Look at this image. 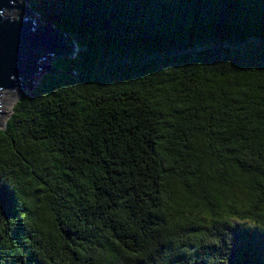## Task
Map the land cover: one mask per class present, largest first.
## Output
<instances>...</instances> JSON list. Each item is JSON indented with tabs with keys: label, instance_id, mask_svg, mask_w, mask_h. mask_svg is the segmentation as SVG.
Returning a JSON list of instances; mask_svg holds the SVG:
<instances>
[{
	"label": "trees",
	"instance_id": "obj_1",
	"mask_svg": "<svg viewBox=\"0 0 264 264\" xmlns=\"http://www.w3.org/2000/svg\"><path fill=\"white\" fill-rule=\"evenodd\" d=\"M26 3L75 52L0 129V264H264V0Z\"/></svg>",
	"mask_w": 264,
	"mask_h": 264
},
{
	"label": "water",
	"instance_id": "obj_2",
	"mask_svg": "<svg viewBox=\"0 0 264 264\" xmlns=\"http://www.w3.org/2000/svg\"><path fill=\"white\" fill-rule=\"evenodd\" d=\"M20 1L25 0H0V93L28 87L35 76L44 71L63 74L48 67L49 58H70L75 52L61 32L29 17L6 16L5 13L15 9L29 12Z\"/></svg>",
	"mask_w": 264,
	"mask_h": 264
},
{
	"label": "rangeland",
	"instance_id": "obj_3",
	"mask_svg": "<svg viewBox=\"0 0 264 264\" xmlns=\"http://www.w3.org/2000/svg\"><path fill=\"white\" fill-rule=\"evenodd\" d=\"M28 1L29 0L20 1L22 3H19V4L24 9H27L28 4L26 2H28ZM19 12H21V11H18L15 9L14 11H12L13 16L18 14ZM20 15L22 17H25V18L29 17V18L35 19V16L32 15L31 12H23L22 11V14H20ZM53 59H51V60H53ZM49 65L50 64H48V66ZM37 80L38 79H36L35 81H37ZM25 89H28V88L25 87ZM22 92H23V90L19 89L16 92L15 91L11 92L10 90H5L4 92L0 93V129H3L5 127V122L10 117V115L12 114V108H13L14 104L16 103L18 97L21 95Z\"/></svg>",
	"mask_w": 264,
	"mask_h": 264
}]
</instances>
